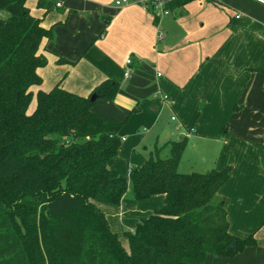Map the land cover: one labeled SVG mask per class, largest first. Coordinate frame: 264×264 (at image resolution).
Here are the masks:
<instances>
[{
    "label": "crops",
    "instance_id": "crops-1",
    "mask_svg": "<svg viewBox=\"0 0 264 264\" xmlns=\"http://www.w3.org/2000/svg\"><path fill=\"white\" fill-rule=\"evenodd\" d=\"M38 1L25 5L44 29H53L54 39L40 45L47 64L36 71L41 84L30 88L34 103L27 114L39 91L59 85L88 97L102 82H117L113 100L92 106L96 114L125 122L118 151H129L126 165L117 155L111 169L128 177L153 153L135 154L145 141L169 154V143L185 138L178 172L228 169L216 201L226 211L229 235L255 241L231 258L208 254L204 264H264V5L176 0L169 15L156 19L142 8L146 0L121 7L119 0H40L51 5L47 12ZM126 137L131 141L123 146ZM164 202V195L137 201L128 189L118 206L93 203L127 250L124 233Z\"/></svg>",
    "mask_w": 264,
    "mask_h": 264
},
{
    "label": "trees",
    "instance_id": "trees-1",
    "mask_svg": "<svg viewBox=\"0 0 264 264\" xmlns=\"http://www.w3.org/2000/svg\"><path fill=\"white\" fill-rule=\"evenodd\" d=\"M25 4L0 0V264H204L208 254L231 258L254 245L229 235L216 201L228 169L178 172L185 138L169 143L167 157L155 149L128 177L111 169L125 122L94 113L90 97L113 100L117 82L88 97L59 85L39 91L27 114L30 88L41 84L36 71L47 64L40 45L54 35ZM128 189L137 201L165 202L124 233L126 250L93 202L118 206Z\"/></svg>",
    "mask_w": 264,
    "mask_h": 264
},
{
    "label": "built area",
    "instance_id": "built-area-1",
    "mask_svg": "<svg viewBox=\"0 0 264 264\" xmlns=\"http://www.w3.org/2000/svg\"><path fill=\"white\" fill-rule=\"evenodd\" d=\"M176 0H146L141 3V6L144 10L150 11L152 15L156 19H160L164 16H167L170 14V9L168 8V5L173 3ZM262 5H264V0H254ZM130 0H119L115 2L116 6H126L130 4ZM57 7L60 6V4L56 5ZM162 34L159 33L157 37V41H161ZM131 65V60L128 59L126 61V67H129ZM130 77V69H126L124 72V78H129ZM124 139L121 138V141Z\"/></svg>",
    "mask_w": 264,
    "mask_h": 264
},
{
    "label": "rangeland",
    "instance_id": "rangeland-1",
    "mask_svg": "<svg viewBox=\"0 0 264 264\" xmlns=\"http://www.w3.org/2000/svg\"><path fill=\"white\" fill-rule=\"evenodd\" d=\"M30 1H33V0H30ZM33 101H32V106H33ZM130 142L131 140L129 139V138H127L126 137V141L123 143V146H125L126 145V142ZM147 142H148V140L147 141H145V143L146 144H143V145H141L142 147L143 146H145V147H147L148 149V151H145L144 153H142V147H140L139 149H134L135 150V154L136 155H138L139 153L140 154H142L145 158H146V155H147V153L149 152V151H151V152H154L155 150L152 148V147H150V145H148L147 144ZM122 149L124 150L125 148L124 147H122ZM121 149V150H122ZM125 151V150H124ZM128 154H129V151H127V152H123V153H121L120 151H118V153H117V157L120 159V162L121 163H123V166H125L126 164V162H125V159H127L128 158ZM161 155V157H166V156H168L169 154H168V150H167V152L166 151H162V152H159V156ZM125 164V165H124ZM181 169V168H180ZM4 195H6L5 193H4ZM9 197V196H8ZM9 198H13V199H15L14 197H9ZM16 200V199H15ZM14 200V201H15ZM221 205H222V203H221ZM11 210H14V208L13 207H11Z\"/></svg>",
    "mask_w": 264,
    "mask_h": 264
},
{
    "label": "water",
    "instance_id": "water-1",
    "mask_svg": "<svg viewBox=\"0 0 264 264\" xmlns=\"http://www.w3.org/2000/svg\"><path fill=\"white\" fill-rule=\"evenodd\" d=\"M97 98H98L97 95L96 94H93L90 97V102H94ZM231 248H236V244H233Z\"/></svg>",
    "mask_w": 264,
    "mask_h": 264
}]
</instances>
